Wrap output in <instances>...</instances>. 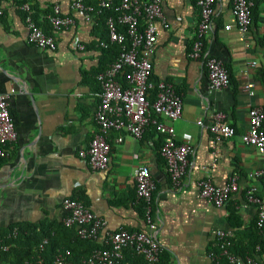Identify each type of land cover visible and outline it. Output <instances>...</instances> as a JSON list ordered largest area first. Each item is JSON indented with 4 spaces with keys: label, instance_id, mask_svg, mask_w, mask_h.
<instances>
[{
    "label": "crops",
    "instance_id": "crops-1",
    "mask_svg": "<svg viewBox=\"0 0 264 264\" xmlns=\"http://www.w3.org/2000/svg\"><path fill=\"white\" fill-rule=\"evenodd\" d=\"M72 1L38 0L40 21L47 6L56 2L61 14L73 19L72 24L52 32L56 49L50 51L27 41L20 0H0V92L7 95L17 134L9 155L0 157V227L62 223L63 201L70 198L103 220L95 239L100 246H105L114 230H145L134 174L146 166L155 183L154 234L165 263L214 264L218 258L225 264L226 257L214 256L220 240L217 232L224 231L235 241L245 238L257 218L256 207L245 198L250 186L256 187L264 204V179L254 176L264 166V156L242 140L249 105L264 108V0H254V18L245 34L235 27L231 0L214 1L202 49L229 66L231 84L218 90L209 88L203 58L189 56L200 17L194 0L162 1L166 25L156 23L150 82L166 81L182 98L181 116L172 123L173 137L190 144L192 152L178 184L173 183L158 152L154 125L142 138L126 134L121 143L112 141L116 133L110 131L106 170L92 169L80 155L98 131L94 114L100 87L95 75L104 58L94 12L89 17L72 9ZM227 24L231 25L228 30ZM248 81L254 84L252 94L241 89ZM217 112L234 128L232 137L216 141L207 128ZM234 171L239 175L238 189L223 205L217 207L200 196V181L223 186ZM122 258L123 264L140 263L132 261L128 250ZM253 259L264 264V252L254 253Z\"/></svg>",
    "mask_w": 264,
    "mask_h": 264
},
{
    "label": "built area",
    "instance_id": "built-area-1",
    "mask_svg": "<svg viewBox=\"0 0 264 264\" xmlns=\"http://www.w3.org/2000/svg\"><path fill=\"white\" fill-rule=\"evenodd\" d=\"M163 0H121L115 6V10L121 13L116 17L106 20L108 27L109 43H117L121 46L116 58L101 72L96 74V80L100 87L99 102L94 114L98 131L90 140L86 151L80 155L92 169L106 170L110 163L111 141L108 133L114 131L115 143H121L124 135L134 139H140L150 125H154L158 132L165 135V140L160 148V155L165 161L166 170L174 184H178L180 178L186 173L189 163V155L192 146L188 143H179L174 140L173 121L181 116L182 98L166 81H159L155 87L154 96L150 98L149 91L153 85L150 82L152 74V54L156 43V23L166 25L162 12ZM215 0H194L199 10V22L197 26L196 40L192 44L189 56L202 57L206 67L209 88L212 90L228 88L231 84L229 71L224 63L214 56L203 53L202 39L210 30L214 13ZM254 0H231V11L234 16L235 27L242 33H247L251 25V8ZM111 3L99 0L97 7L85 4L83 0H73L72 9L81 13H100L102 8H108ZM25 12V22L28 28L27 41L40 49L53 51L56 49V40L53 34H47L32 17V9L28 4L20 6ZM0 15L2 10L0 9ZM143 23L140 24L138 18ZM53 32L73 23L69 16L61 14L60 6L56 2L52 7V13L48 15ZM124 25L126 35L119 32L116 26ZM226 30L231 25L224 26ZM126 37L129 39L125 46ZM101 46L106 47L102 41ZM255 65V62L250 64ZM124 75L127 85L119 81L118 76ZM253 82L248 81L241 85V89L252 94ZM248 126L242 135V140L247 145L254 146L264 156V108L257 105L248 107ZM163 119L162 120H160ZM199 125L204 123L199 120ZM207 128L216 141L228 139L235 134L234 128L225 120L222 112H217ZM17 134L14 122L9 112L7 95L0 92V157H7L11 144L16 140ZM255 178L264 179V166L254 173ZM239 175L234 171L227 183L223 186L216 185L208 179L199 182L200 196L220 207L238 189ZM135 195L142 201L144 208L145 230L131 231L120 228L110 233L104 248L94 250L87 258L75 261L71 258L69 249L58 250L50 264H118L122 259L124 248L133 249L144 260L143 264H167L162 263L160 255L162 245L154 234L155 221L152 216V193L155 189L154 180L148 167H139L134 174ZM246 201L257 209V226L264 225V204L255 186H250L245 193ZM63 207L66 215L62 223L66 227L74 226L77 234L83 239L97 238L104 222L81 201L65 198ZM223 254L226 257L225 264H257L251 257L244 260L226 251L230 244L231 236L224 231L217 232ZM44 240L40 244L43 248ZM10 244H2L0 251H7ZM36 264H47L41 255H38ZM214 264H222L218 258Z\"/></svg>",
    "mask_w": 264,
    "mask_h": 264
},
{
    "label": "trees",
    "instance_id": "trees-1",
    "mask_svg": "<svg viewBox=\"0 0 264 264\" xmlns=\"http://www.w3.org/2000/svg\"><path fill=\"white\" fill-rule=\"evenodd\" d=\"M85 4H89L97 7L99 0H83ZM111 3L108 8H102L100 13H93L95 16V22L99 29L98 34L101 39L106 44V47L102 48V56L104 58L101 62L100 67L97 69L96 74L103 71L108 64H110L119 53L121 46L117 43H109L108 39V27L106 20L109 17L116 18L121 12L115 10V6L119 4L121 0H106ZM145 3L147 0H141ZM21 5L23 3H28L33 10V19L36 23L43 29L47 34H53L51 24L47 18L48 15L52 13V5L50 4L44 10L43 19L40 21V8L38 5V0H20ZM254 18L253 8L251 9V20ZM140 24L143 23L142 19L138 18ZM117 30L124 35H126V27L124 25L118 24L116 26ZM54 35V34H53ZM55 38V37H54ZM203 43V42H202ZM129 39L126 37L125 46H128ZM229 71V76L231 79V73L229 66L224 64ZM121 76V75H120ZM118 76L119 81L123 86L127 85V79ZM96 78V75H95ZM151 81V76L150 79ZM97 81V80H96ZM152 83V82H151ZM157 83H152L153 87L149 91L150 98L154 96L155 87ZM159 134V144L158 152L160 153V148L165 140L161 133L155 131ZM1 160V159H0ZM142 205L141 212L144 214V208L142 201L139 200ZM233 212V211H232ZM245 238H239L234 240L231 237L228 238L230 244L226 246V251L232 255L239 256L241 258L251 257L253 259L254 253L261 254L264 252V225L259 228L257 226V218L250 227L249 231L244 233ZM46 240L43 244L42 250H40V244ZM2 244H10L7 251H0V264H36V258L41 255L47 264H50L58 250L69 249L71 251V258L78 261L83 258H87L91 253L105 246L98 245L93 239H83L77 234V229L74 226L66 227L63 223H52L43 221L40 224L32 223H14L7 227H0V247ZM222 241L219 240L217 246L214 249V256L225 259L223 254V248L221 247ZM126 249V250H125ZM128 250V255L132 258V261H139V264H143L142 258H140L137 253L131 248L123 249V256H126ZM139 256V257H138ZM125 259H121L119 264H123ZM162 263L166 262V259L160 256Z\"/></svg>",
    "mask_w": 264,
    "mask_h": 264
}]
</instances>
